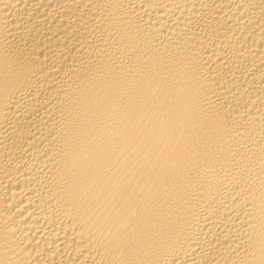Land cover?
Here are the masks:
<instances>
[{
	"label": "bare ground",
	"instance_id": "bare-ground-1",
	"mask_svg": "<svg viewBox=\"0 0 264 264\" xmlns=\"http://www.w3.org/2000/svg\"><path fill=\"white\" fill-rule=\"evenodd\" d=\"M0 264H264V0H0Z\"/></svg>",
	"mask_w": 264,
	"mask_h": 264
}]
</instances>
